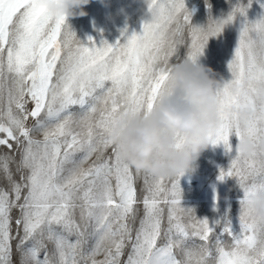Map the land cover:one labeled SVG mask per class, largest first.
I'll return each instance as SVG.
<instances>
[{"label": "snow or ice", "instance_id": "6c2138e0", "mask_svg": "<svg viewBox=\"0 0 264 264\" xmlns=\"http://www.w3.org/2000/svg\"><path fill=\"white\" fill-rule=\"evenodd\" d=\"M146 3L140 32L97 45L41 0H0V264H264V221L247 206V186L264 191V103L252 94L264 84V16L243 22L231 78L217 89L220 123L209 143L231 152L234 134L256 145L248 155L235 148L219 170L243 195L238 227L221 217L217 232L182 206L183 173L132 168L110 131L123 114L150 112L182 49L196 63L248 5L238 0L226 18L195 26L185 0ZM234 104L255 113L242 118Z\"/></svg>", "mask_w": 264, "mask_h": 264}, {"label": "clouds", "instance_id": "9594fccd", "mask_svg": "<svg viewBox=\"0 0 264 264\" xmlns=\"http://www.w3.org/2000/svg\"><path fill=\"white\" fill-rule=\"evenodd\" d=\"M54 14L69 17L85 16L90 0H41ZM171 88L150 112L123 114L111 128L110 139L122 159L132 168L155 176L176 177L192 169L195 161L209 146V134L219 125L217 89L223 77L211 67L181 60L172 68ZM246 83L234 85L239 96ZM258 103H264V84L252 91ZM241 117H251V104L233 105ZM235 148L251 154L256 145L250 136L237 140ZM247 206L256 219L264 221V191L247 186Z\"/></svg>", "mask_w": 264, "mask_h": 264}, {"label": "rangeland", "instance_id": "374dc122", "mask_svg": "<svg viewBox=\"0 0 264 264\" xmlns=\"http://www.w3.org/2000/svg\"><path fill=\"white\" fill-rule=\"evenodd\" d=\"M238 0H185L186 8L191 12V23L195 26H206L209 19L226 18ZM248 5L246 15L236 14L230 23L224 25L222 31L210 36L197 63L211 67L219 76L230 79L228 63L231 60L238 42L239 32L245 19L251 21L264 16V0H242ZM87 15L69 17L66 23L76 37L88 43L92 37L99 45L102 40L115 43L123 42L126 35L140 32L142 24L150 17L146 0H90L85 5ZM122 32L124 35H122ZM186 49L181 51V60ZM238 138L232 134L229 142L232 151H226L224 144L209 146L195 161L188 172L179 177L181 204L194 210L199 218H208L213 223L221 217H227L234 227H238L236 214L239 210V198L243 195L235 178L227 177L219 180V170L227 167L231 157L235 155ZM223 224L215 225L219 232Z\"/></svg>", "mask_w": 264, "mask_h": 264}]
</instances>
